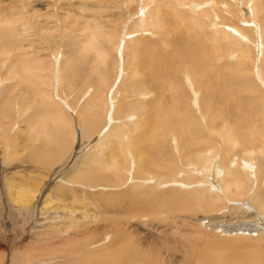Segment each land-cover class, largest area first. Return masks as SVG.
I'll return each instance as SVG.
<instances>
[{"label": "rangeland", "instance_id": "rangeland-1", "mask_svg": "<svg viewBox=\"0 0 264 264\" xmlns=\"http://www.w3.org/2000/svg\"><path fill=\"white\" fill-rule=\"evenodd\" d=\"M139 1L0 0V39L6 46L0 50V79L6 73L5 64L19 57L15 59L19 68H23L26 62L25 66L30 68V64L32 70L43 68L45 72L42 75L25 74L24 79L30 76V80H36L43 99L51 100V103L43 104L44 101L41 102L32 86L21 81L14 87L12 97L2 104L5 108H0V264H17L18 259H24V263L25 258H31L26 264H77L99 252V248L103 247L104 250L113 245L119 249L117 262L125 264L128 261L133 264H202L201 260H205L202 259L203 253L211 262L214 261L212 264H218V261L219 264H264L263 222L255 227V231H251L253 227L249 226V223L264 219V53L259 49L264 46V0L255 2L263 4H256L255 19L247 9L251 0H216L218 9L214 11L218 14V20L225 26L239 28L247 38L245 43L229 36L228 32L215 30L210 18L213 10L206 18L202 13L177 6L176 1L172 0L174 14L166 8L162 17L164 22L158 24L156 29L146 27L143 34L147 37L140 38L139 44L135 43V46L143 48L142 52L135 48L130 53V47L134 46L130 40L126 51L122 49L117 54L113 51V42L129 28L128 34L134 35L137 29L135 23L145 14L138 8ZM192 1L196 3L201 0ZM203 1L196 5L209 4ZM221 1L230 5L228 10ZM176 7L179 11L177 14ZM184 12L186 16L180 15ZM150 16L148 20L154 23L153 13ZM171 17H174L171 23L166 21ZM4 19L11 23L7 21L3 24ZM20 24L28 25V29L22 31ZM11 27L12 36L9 34ZM5 28L6 36L3 34ZM90 34L94 37V46L84 47ZM168 51L171 52V72L178 87L171 93L167 90L147 91L149 98L145 101L142 99V104L155 102L159 93L165 91L163 110L155 108V104L154 108L146 111L154 112L155 119L134 108L139 104L140 94L144 93L140 85L147 80L152 56L159 58L162 54L165 58ZM208 55L210 57L206 62ZM191 58L199 59L202 69L205 66L210 68L205 78L202 69L196 67ZM16 60L21 61L22 65ZM126 62L128 65H124ZM120 65L126 67V77L118 90L117 97H120L116 98L111 108L112 102L106 100L110 91L115 92L118 87L116 78ZM166 72L162 71V74ZM229 74L233 77H229ZM60 76L63 82L60 92L65 94L70 109L76 111L75 115L56 103L57 99L54 100L55 79ZM164 80L168 85L165 77ZM89 87L93 95L86 103H91L92 108L87 105L86 111H94L93 116L82 112L79 105ZM229 92H233L230 95L234 105L226 110ZM213 96H218L219 100ZM213 101H219L214 109L204 107L205 103L212 106ZM51 104L54 106H51L52 111L49 107ZM17 105L20 106L19 111ZM56 106L58 111H54ZM218 106L222 114L218 113ZM28 107H31L30 112L26 110ZM105 107L112 109L114 121L119 119V126L123 127L122 135L111 139L108 144L105 141L94 147L97 143L90 141H96L108 122V115L103 112ZM115 107H118L116 118ZM213 110L219 114V118L212 122ZM17 114L23 115V118L18 117L19 121ZM138 115V128L131 123L124 124L125 119H136ZM170 118L175 120L170 124L174 125L172 130L177 134L189 123L190 127L186 128H189L190 137L184 138L181 133L179 137L172 138L165 134H161L164 138L155 135L160 134L159 125L163 119L162 127ZM91 122L93 127L90 131L86 124ZM86 130L88 132L85 133ZM149 134L152 135L150 138ZM125 138L127 140L124 141ZM189 139L193 143H189ZM138 141L152 147L162 145L160 154L156 156L161 161L159 165L162 166L163 161L169 159L173 173L163 174L161 181L154 179L153 182H144L143 186L133 185L135 178L151 180L143 174L145 168L136 172L137 164L143 165L146 159L138 154ZM173 141L180 143V148L192 145L190 152L195 160L198 158L194 151L200 148L203 152V148L211 143L214 152L208 173L212 175H207L197 166L188 176L184 173L185 176L173 177L179 168V156L174 152ZM78 144H81L80 148ZM52 149L62 153L56 151V154ZM246 149L251 154H247ZM33 153L34 159L31 156ZM180 156L186 162V155L181 153ZM202 161L199 158L197 163L202 164ZM228 162L235 164L232 171L226 175L217 174L216 164L223 163L226 168ZM244 165L251 167L254 173H243L241 169ZM213 167L216 169L212 170ZM161 170H169V167L155 169L153 175L159 176ZM234 179L239 181L238 185H232ZM226 182L231 183L229 191L222 189ZM155 184L159 187L152 188ZM209 190L213 191L208 193ZM25 193L28 195L26 200L23 199ZM210 196L216 200L213 208L209 205ZM240 219L249 222L246 224L248 227L239 226ZM42 229L52 232L48 231L45 235L32 232ZM91 243L94 244L92 248L89 247ZM73 248V255H65Z\"/></svg>", "mask_w": 264, "mask_h": 264}, {"label": "bare ground", "instance_id": "bare-ground-1", "mask_svg": "<svg viewBox=\"0 0 264 264\" xmlns=\"http://www.w3.org/2000/svg\"><path fill=\"white\" fill-rule=\"evenodd\" d=\"M176 1V5L177 6H179V7H183V8H186L187 10H189V11H191V12H194V13H202L203 15H205L206 16V18H209V11H211V10H213V15H211L210 16V18H212L213 20H211V21H213V25L212 26H214V27H216V29L215 30H222L223 32H228L229 33V36H231V37H233L234 39H236V40H239V41H243L244 43L247 41L246 39L247 38H245L244 37V34H242V32H241V30L239 29V28H236V27H232V26H225L226 24H223L221 21H219L218 20V14L214 11L215 9H218V3H217V1L216 0H204L203 1V3L205 2V1H207V2H209V4H206V6L205 5H201V6H199V5H196V3H200L201 1H199V2H193L192 0H175ZM198 1V0H197ZM250 1V0H249ZM156 2L158 3V5L156 4ZM207 2H205V3H207ZM222 3H224L223 1H221ZM238 2H239V0H238ZM255 2H256V0H251V2H249V4H248V8L247 9H249L250 10V14H251V16H252V18H256V4L258 3H256L255 4ZM203 3H201V4H203ZM130 4V3H129ZM246 4V3H245ZM258 4H261V5H263L262 3H258ZM238 5H240L239 3H238ZM140 6V7H139ZM229 4H227V3H224V8H229ZM264 6V5H263ZM178 7V8H179ZM240 7V6H239ZM138 8L140 9L141 8V10H143V12L145 13L144 14V16H142V17H140L139 16V14H138V16L140 17L139 19H138V21L135 23V26L137 27V29H136V27H135V29H136V32H133L134 33V35H130V34H128V32H129V30H130V28L128 29V31L126 32V33H124L123 31V35L121 34V36H119L118 38H117V40L115 41V42H113L114 43V46H113V51L115 52V53H119L122 49H123V51L126 49V45H127V42L128 41H130L132 44H134V46H131L130 48V53L131 52H134V50H135V48H137V50L139 51V52H142V50H143V48L142 47H138V46H135V43H138L139 42V39L140 38H142V37H147V36H145L144 34V32H145V28L146 27H148V26H152V28H154V29H156L155 27L158 25V24H160V23H162V22H164L163 20H162V17H163V13H164V10L167 8V9H169V11H170V13H173L174 14V6L172 5V0H140L139 1V3H138ZM194 8H199V9H194ZM237 8V7H236ZM235 8V9H236ZM176 9H177V7H176ZM181 10V9H180ZM196 10H198V11H196ZM228 10V9H227ZM243 10V9H242ZM245 10V9H244ZM263 11H264V9H263ZM139 12H140V10H139ZM138 12V13H139ZM166 12H167V10H166ZM181 12H182V10H181ZM142 13V12H141ZM150 13H153V15H154V23L151 21V23H150V21L148 20V18H150L151 16H150ZM177 13H179V11H178V9H177V11H176V14ZM188 13V12H187ZM219 13V12H218ZM227 13V12H226ZM186 13L184 12L183 14H180V15H185ZM192 14V13H191ZM201 14V15H202ZM249 14V13H248ZM141 15V14H140ZM187 15V14H186ZM185 15V16H186ZM200 15V14H199ZM199 15H197V16H199ZM189 16V15H188ZM244 16V15H243ZM202 17V16H201ZM242 17V16H241ZM174 17H171L170 19H168V20H166V21H168V22H172V19H173ZM184 18V17H183ZM185 18H187V17H185ZM214 18H216V19H214ZM238 18V17H237ZM236 18V19H237ZM246 18V17H245ZM9 19V18H8ZM188 19V18H187ZM194 19V18H193ZM231 19V18H230ZM253 19V20H254ZM174 20V19H173ZM186 19H184V21H185ZM197 20V19H196ZM195 20V21H196ZM250 20V19H249ZM7 21H9V20H7ZM6 19H4L3 20V22H2V20H1V22L3 23V24H6ZM129 21H132V20H129ZM194 21V20H193ZM194 21V22H195ZM244 21V20H243ZM188 22V21H187ZM225 22V21H224ZM11 23V21H9L8 22V24H10ZM130 23V22H129ZM186 23V22H185ZM197 23V22H196ZM243 23H245V22H243ZM247 23V22H246ZM245 23V24H246ZM15 24V23H14ZM125 24V23H124ZM175 24V23H174ZM198 24V23H197ZM250 24V23H249ZM251 25V24H250ZM20 26H21V28L20 29H22V31H25L26 29H28V25H26V24H20ZM247 26V25H246ZM264 27V26H263ZM149 28V27H148ZM13 28L11 27V29H10V31H9V34L12 36L13 35V30H12ZM123 29H126V28H123ZM257 29V28H256ZM259 29V28H258ZM93 31V30H92ZM137 31H138V34H137ZM155 31V30H154ZM263 31V30H262ZM219 32V31H218ZM255 32H256V30H255ZM92 33V32H91ZM144 33V34H143ZM153 33V32H152ZM3 34H4V36H6V28L3 30ZM254 34H257V33H254ZM259 34V33H258ZM153 35H155V34H153ZM219 35H220V33H219ZM151 36H152V34H151ZM220 36H222V35H220ZM260 36V35H259ZM14 37V36H13ZM256 38V37H255ZM3 40L2 39H0V43L2 42ZM8 42L10 41V40H7ZM114 41V40H113ZM94 42H95V40H94V37H93V35L92 34H90L89 36H87V38H86V41H85V43L83 44L84 45V47H93L94 46ZM233 42V41H232ZM9 43H11V41L9 42ZM82 43V42H81ZM131 43H129V44H131ZM228 43V42H227ZM248 43V42H247ZM259 43V42H258ZM139 44V43H138ZM261 44V43H260ZM137 45V44H136ZM259 45V44H258ZM262 45V44H261ZM260 45V46H261ZM3 46H5V45H3V43H1L0 44V50H2L3 49ZM6 47V46H5ZM4 47V48H5ZM83 48V47H82ZM10 49V48H9ZM8 49V50H9ZM84 49V48H83ZM259 49H261L262 50V54L264 53V46L262 45V47H260ZM259 49H257V50H259ZM4 50V49H3ZM7 50V51H8ZM161 50V49H160ZM159 50V51H160ZM76 51H78V50H76ZM101 51V50H100ZM126 51V50H125ZM137 51V52H138ZM98 52V51H97ZM96 52V53H97ZM7 53V52H6ZM168 53V56L167 57H165L164 58V55H162L161 54V56L162 57H156V56H152V64H151V68H150V71H149V73H148V75H147V80H146V82H144L142 85H140V89L142 90L141 92H144V93H141L140 94V99H139V104L137 103V106L134 108L135 110H137L138 112H140L141 114H145L146 113V111H148L149 109H151V108H154V105L156 104L157 105V107H155V108H158L159 110L161 109V110H163V96H164V93H165V91L167 90V91H169L170 93L174 90V88H177L178 87V83H177V80H176V78L174 77V75H173V73L171 72V67H170V51H168L167 52ZM166 53V54H167ZM4 54H5V52H4ZM95 54V53H94ZM124 54V53H123ZM127 54V53H126ZM165 54V55H166ZM243 54V53H242ZM258 54H259V51H258ZM261 54V53H260ZM97 55H99V54H97ZM104 55H106V54H104ZM238 55L241 57V55L238 53ZM62 56V55H61ZM142 56V55H141ZM159 56V55H158ZM239 56L237 57V60H238V58H239ZM95 57H97V56H95ZM99 57V56H98ZM102 57H103V55H102ZM210 57V55H208L206 58H207V61L206 62H208V58ZM263 57V56H262ZM16 58H19V57H16ZM16 58H14L13 60L14 61H12V63H11V61H9V63L8 64H5V66H4V69H5V71H6V73H7V75H6V73L5 74H3L4 76L3 77H1V79H0V108L3 110L4 108H5V105H2L4 102H6V101H8L9 100V98H11L12 97V95H13V90H14V87L15 86H17L21 81H22V83H25V84H29V85H31L32 87H31V89H33V91H34V93L38 96V98H40V100H41V102L42 101H44V103L43 104H46V103H48V102H50L51 103V100L50 99H47L46 97L43 99V96H41V92H39V87L36 85V80H35V82H33L32 80H30V76H28L27 78H25L24 79V75L25 74H33V73H36V75H42L45 71L43 70V68H38L37 67V69L35 68V70H32L33 68H31V65L29 64V66H30V68H28V66H25V65H27V62H26V60L24 59V61L26 62V64H24V67L22 68H19L20 67V65H19V67H18V65L15 63V59ZM52 58V57H51ZM119 58H120V56H119ZM118 58V59H119ZM128 58H129V56H128ZM164 58V59H163ZM254 58V57H253ZM22 58H20V60H21ZM192 59V58H191ZM241 59H242V57H241ZM245 59V58H244ZM259 59H260V57H259ZM19 60V61H20ZM23 60V59H22ZM98 60V59H97ZM120 60H122L121 58H120ZM119 60V61H120ZM205 60V59H204ZM257 60V59H256ZM1 61V60H0ZM17 61V60H16ZM101 61V60H100ZM210 61V60H209ZM4 62V61H3ZM23 62V61H22ZM24 62V63H25ZM192 62L194 63V65L196 66V67H199L201 64L199 63V59H192ZM206 62H204L205 64H206ZM242 62V61H241ZM17 63H20L21 64V61L20 62H18L17 61ZM121 63H123V62H121ZM130 63V62H129ZM201 63H202V61H201ZM1 64H2V61H1ZM4 64V63H3ZM128 65L127 64V62L126 63H124V65ZM146 64V63H145ZM144 64V65H145ZM242 64V63H241ZM253 64V63H252ZM257 64V63H256ZM260 64V63H259ZM6 65H8V67L6 66ZM22 65V64H21ZM119 65V64H118ZM124 65L123 66H121L120 65V68H119V73H118V76H117V78H116V84H118V87H116L117 89H116V91L115 92H113V90H111L110 91V94L107 96V100L106 101H111L112 102V107L111 108H113L114 107V104H115V102H116V98H119L120 96H118L117 97V94H118V90L120 89L119 87L120 86H122L123 85V82H124V79H125V69H126V67H124ZM141 65V64H140ZM60 66V65H59ZM130 66V65H129ZM146 66V65H145ZM40 67V66H39ZM58 67V66H57ZM3 68V67H2ZM125 68V69H124ZM140 68H141V66H140ZM199 68H201V67H199ZM58 69V68H57ZM202 69V68H201ZM256 69V68H255ZM59 70V69H58ZM143 70H144V68H143ZM258 70V69H257ZM128 71V70H127ZM162 71H167L166 73H163L162 74ZM207 71H210V68L209 67H204L203 69H202V74L204 75L203 77L205 78L206 77V75H207ZM252 71V70H251ZM256 71V70H255ZM53 72V71H52ZM56 72V71H55ZM97 72V71H96ZM116 72V71H115ZM122 72V73H121ZM148 72V71H147ZM259 72V71H258ZM213 73V72H212ZM252 73V72H251ZM257 73V72H256ZM55 74V73H54ZM239 74V73H238ZM56 75V74H55ZM141 75V74H140ZM186 74H184V76H185ZM233 75V74H232ZM95 76H96V74H95ZM97 76H98V74H97ZM103 76V75H102ZM229 77H233V76H230V74L228 75ZM237 76V75H236ZM256 77H257V74L255 75ZM38 77V76H37ZM100 77V76H99ZM130 77H133V76H130ZM142 77V76H141ZM164 77L168 80V85H166L165 84V80H164ZM202 77V76H201ZM202 77V78H203ZM212 77V76H211ZM210 77V78H211ZM35 78H36V76H35ZM54 78H56V76L54 77ZM97 78V77H96ZM102 78V77H101ZM185 78V77H184ZM188 79V78H187ZM213 79V78H212ZM244 79V78H243ZM30 80V81H29ZM191 79H189V81H190ZM214 80V79H213ZM246 80V79H245ZM257 80V79H256ZM187 81V80H186ZM185 81V82H186ZM188 81V82H189ZM203 81V80H202ZM206 81V80H205ZM219 81V80H218ZM258 81V80H257ZM187 82V83H188ZM215 82H217V81H215ZM52 83V82H51ZM211 83V82H210ZM103 84V83H102ZM243 84V83H242ZM261 84H262V82H261ZM260 84V85H261ZM23 85V84H22ZM146 85V86H145ZM187 85V84H186ZM216 85H218V84H216ZM62 86H63V82H62V77L60 76V77H58V79H55V85H54V88H53V94L56 96V98H54V100L55 99H57V102L56 103H58L59 105H61V106H64L68 111H71L72 112V110L70 109V103H68V99L66 98V96H65V94L64 93H62V92H60L61 91V89H62ZM189 86V85H188ZM264 87V86H263ZM61 88V89H60ZM115 88V87H114ZM125 88V87H124ZM241 88V87H240ZM63 89H65L64 87H63ZM99 89V88H98ZM150 89H154V90H161V91H163V90H165L164 92H161V93H159V96H158V98L156 99V101L155 102H151V103H149V102H146L145 104H142V99L145 101L147 98H149L148 96H149V94L147 93V91H151ZM188 89V88H187ZM194 89V88H193ZM109 90V89H108ZM108 90L106 91V92H108ZM216 90V89H215ZM240 90H242V88L240 89ZM129 91H131L132 92V90H129ZM235 91V90H234ZM244 91V90H243ZM238 92V91H237ZM133 93H134V90H133ZM201 93V92H200ZM230 93H233V92H229L228 93V96H227V109L226 110H230V106L233 104L232 103V101H231V95H230ZM235 93H236V91H235ZM243 92H241V94H242ZM120 94V93H119ZM212 94H214V92H212ZM240 94V95H241ZM53 95V96H54ZM93 95V90L89 87V89H87L86 90V93H84L83 94V96L81 97V104H79L80 105V109H81V111L82 112H85L87 115H89V116H93L94 114H95V112L94 111H92V110H90V111H86V109H87V105L88 106H90V108H92V106H91V103H86V101L90 98V96H92ZM152 95V94H151ZM196 96H198V94H195ZM243 95V94H242ZM53 96H51L52 97V99H53ZM151 97V96H150ZM172 98H173V96H171ZM213 97H215V96H213ZM218 97V96H217ZM217 97H215L216 99H218ZM240 97V96H239ZM98 98V97H97ZM225 98V97H224ZM235 98V97H234ZM198 99V98H197ZM250 99V98H249ZM215 100V99H214ZM219 100V99H218ZM245 101H249V100H245ZM111 102H110V104H111ZM250 102V101H249ZM8 103V102H7ZM148 103V104H147ZM218 103H219V101L218 102H215V101H213L212 103H211V105L212 106H208L206 103L204 104V107L205 108H213L214 109V106L216 107L217 105H218ZM109 104V105H110ZM119 104H121V103H119ZM240 104V103H239ZM196 105V104H195ZM234 105V104H233ZM246 105V104H245ZM54 107L52 104L51 105H49V107ZM122 106V105H121ZM219 106H220V104H219ZM219 106H218V108H219ZM237 106V105H236ZM27 107V106H26ZM52 107H51V109H50V111H52ZM222 107H224V106H222ZM22 108V107H21ZM110 108V109H111ZM234 108V107H233ZM16 109H18V111H19V109H20V106L19 105H17V108ZM109 108H107V107H105V109L103 110V112H104V115H105V113L108 115V122H106L107 123V125H106V127L104 128L105 129V131L100 135V136H98V138L96 139V138H93V139H96V141H94V142H92V141H90L91 143H97V144H95V146L94 147H96L97 145H100V144H102L103 142H105V141H107V144H108V142H110V140L111 139H113V138H118V137H120L122 134H121V129H123V127L122 126H119V124H120V121H119V119H115V121H114V119H112L113 117H112V115H113V113H112V109L110 110ZM118 109V107L116 108L115 107V109L113 110L114 111V117L116 118V110ZM27 111H31V107H28V109H26ZM54 110V109H53ZM98 110H100V109H98ZM126 110V109H125ZM198 110H199V108H198ZM235 110V109H234ZM240 110H241V108H240ZM18 111H17V113H18ZM27 111H25V112H23L24 113V115L26 114V112ZM29 111V112H30ZM54 111H58V106H56L55 107V110ZM174 111V110H173ZM218 113H220V114H222L221 112H220V108L218 109ZM225 111V110H224ZM60 112V111H59ZM137 112V113H138ZM239 112H241V111H239ZM58 113V112H57ZM74 115H75V113H76V111L75 110H73V112H72ZM71 113V114H72ZM118 113V112H117ZM217 112H215L214 110H213V113H212V116H211V121L213 122V120L214 119H218L219 118V114H218ZM56 114V113H55ZM70 114V113H69ZM169 114V113H168ZM229 114V113H228ZM241 114H243V113H241ZM18 115V114H17ZM28 115V114H27ZM60 115H62L61 113H60ZM73 115V116H74ZM146 115L147 116H149V117H152V118H155V119H157L156 118V116L154 115V112H152V113H150V112H147L146 113ZM173 115V114H172ZM175 115V114H174ZM88 116V117H89ZM131 116V115H130ZM207 116V115H206ZM18 117H22L23 118V115H18L16 118H17V120L19 121V119H18ZM24 117H26V116H24ZM79 117V116H78ZM120 117V116H119ZM139 117H140V115H138L137 117H135L136 119H134V118H132V117H130V118H128V119H125L124 120V124L125 123H131V125H133L134 127H136V128H138V120H139ZM221 117V116H220ZM226 117H227V114H226ZM21 118V119H22ZM53 118V117H52ZM222 118V117H221ZM220 118V119H221ZM57 119V118H56ZM65 119V118H64ZM165 119V118H164ZM164 119H163V121H164ZM183 119V118H182ZM181 119V120H182ZM16 120V121H17ZM89 120V119H88ZM106 120V121H107ZM121 120V119H120ZM163 121H162V123H163ZM173 121H175L174 120V118H170V120H169V122H167L166 124H165V126H163L162 127V123H161V125H159V127L161 126V132H160V134H155V135H159L160 137H163L164 138V136H162L163 134H165V135H167V136H170L171 138H172V136H180V133H181V135H182V137H184V138H187V137H190V135H189V128H186V127H190V125L188 126V124H186L185 125V128H181V130H179V134H177L176 132H173V130H172V127L174 126H172L171 124H170V122H173ZM114 122H116V124H115V126L114 127H112V124L114 123ZM122 122H123V119H122ZM202 122V121H201ZM65 123H66V121H65ZM226 123H228L227 121H226ZM243 123V122H242ZM249 123H251V122H249ZM81 124V123H80ZM244 124V123H243ZM79 125V124H78ZM87 125V129H89L90 131H91V128L93 127V123L91 122V123H89V124H86ZM227 125V124H226ZM55 126V125H54ZM228 126V125H227ZM79 128H80V126H78ZM226 127V126H225ZM79 128H77L78 130H79ZM131 128H132V126H131ZM74 130H76V129H74ZM78 130H77V132H78ZM25 132V131H24ZM86 132H88L87 130L85 131V133ZM130 133H131V131H129ZM211 133H213V132H211ZM222 131L220 132V136L222 135ZM30 134V133H29ZM77 134H79V133H77ZM132 134V133H131ZM133 134H135V133H133ZM162 134V135H161ZM75 136H77L76 135V133L74 134ZM83 135V134H82ZM81 135V136H82ZM89 134H87V136H88ZM80 136V135H79ZM128 136V135H127ZM149 137L148 138H150L152 135L151 134H149L148 135ZM226 136V135H225ZM27 137V136H26ZM228 137V136H227ZM230 137V136H229ZM78 138V137H77ZM104 138V139H103ZM230 139V138H229ZM77 140V139H76ZM125 140H127V138H125L124 139V141ZM129 140V139H128ZM234 140V139H233ZM124 141H123V143H124ZM223 141V140H222ZM77 142V141H76ZM83 142V141H82ZM134 142H135V140H134ZM152 142V141H151ZM174 142V141H173ZM106 143V142H105ZM129 143V142H128ZM189 143H193L192 142V140L191 139H189ZM228 143H230V142H228ZM89 144V143H88ZM232 144V143H231ZM234 144V143H233ZM236 144V143H235ZM239 144V143H238ZM237 144V145H238ZM76 145V144H75ZM74 145V146H75ZM81 145V144H80ZM79 144H78V146L77 147H79L80 146ZM84 145V144H83ZM123 145V144H122ZM121 145V146H122ZM196 145H198V144H196ZM55 146H57V145H55ZM90 146V145H89ZM131 146V145H130ZM233 146V145H232ZM53 147V146H52ZM52 147H50V148H52ZM192 147V145H188V146H186V148H180V143H177V144H175V142H174V152H176V154H178V158H179V161H178V169H177V172L174 174V176L173 177H175V176H181L182 174L184 175V173H187V176H188V174H191L192 172H193V168L194 167H197V166H199V167H201V169H203L202 171H204V172H209L210 171V169H209V171H208V166L210 165L211 166V163H209V161L211 160V158H212V153L214 152V149H213V146L211 145V143L209 144V145H206L204 148H203V152L201 151V149L199 148V149H197L196 151H194V155H195V157H197L198 159H196L195 160V158L194 157H192V154H191V152H190V148ZM240 147V146H239ZM57 148V147H56ZM80 148V147H79ZM83 148V147H82ZM133 148V147H132ZM131 148V149H132ZM162 148V145H157L156 147H152V146H150V145H147L146 143H143V142H140V141H138V144H137V150H138V154H139V156L143 159V158H146V159H144V162H143V165H138L137 164V166H136V172H137V170H141V168H145V172L143 173V174H145V176H147V177H150L151 178V180H142V179H140V178H135V179H133V185H141V186H143V183L144 182H153L154 181V179H156L157 181H161L162 180V178H163V174H165V175H167V174H172L173 173V169L171 168V165H170V163H169V159L168 160H164L163 161V159H162V161L164 162V164L162 165V166H160L159 164H161V161L158 159V157H156L157 155H159L160 154V149ZM233 148H234V146H233ZM55 149V148H54ZM54 149H52L53 151H54ZM59 149H62V148H59ZM78 149V148H77ZM243 149V148H242ZM179 150H181V152H179ZM245 150V149H244ZM56 151H58V152H60L59 150H56ZM56 151H54V152H56ZM79 151V150H78ZM120 151V150H119ZM42 152V151H41ZM44 152V151H43ZM50 152H52V151H50ZM64 152V151H63ZM121 152V151H120ZM178 152V153H177ZM241 152H243V151H241ZM247 154H251V152H249L247 149H246V151H245ZM62 152H60V154H61ZM119 153V152H118ZM181 153H183V154H185L186 156L184 157L185 159H186V162H183L182 161V159H181V156H180V154ZM244 153V152H243ZM44 154V153H43ZM55 154V153H54ZM56 154H57V152H56ZM59 154V153H58ZM121 154V153H120ZM216 153H214V155H215ZM30 155V154H29ZM33 155H34V153L31 155L32 157H33ZM36 155V154H35ZM40 155V154H39ZM75 155V154H74ZM128 155V154H127ZM242 155V154H241ZM38 156V155H37ZM36 156V157H37ZM44 156V155H43ZM57 156V155H56ZM72 156V155H71ZM76 156V155H75ZM124 156V155H123ZM246 156V155H245ZM40 156H38V158H39ZM51 157V156H50ZM69 157V156H68ZM233 157V156H232ZM242 157V156H241ZM37 158V159H38ZM41 158V157H40ZM49 158V157H48ZM199 158H202V164H199V163H197L198 162V160H199ZM230 158V157H229ZM33 159H34V157H33ZM36 159V160H37ZM125 159V158H124ZM131 159V158H130ZM221 159V158H220ZM241 159V158H240ZM82 160V159H81ZM81 160L79 161V162H81ZM127 160V159H126ZM196 161V162H191V161ZM30 161H32V159L30 160ZM38 161V160H37ZM48 161V160H47ZM51 161V160H50ZM72 161H74V160H72ZM214 161V160H213ZM221 161V160H220ZM240 161V160H239ZM35 162V161H34ZM115 162H117V160L115 161ZM124 162H125V160H124ZM136 162V161H135ZM200 162V161H199ZM234 163H236V165H238V163L237 162H235V161H233ZM233 162H228L227 163V166H226V168H225V164H223V163H219V164H216V168L215 167H213L212 168V170L213 169H216V173L217 174H221V173H223L224 175H226L227 173H229V172H231L232 171V169H233V167L232 166H235V164H231V163H233ZM245 162V161H244ZM33 163V162H32ZM69 164H70V162H68ZM120 163V162H119ZM118 163V164H119ZM243 163V162H242ZM124 164V163H123ZM133 164V163H132ZM249 164H251L250 162H249ZM40 165V164H39ZM62 165V164H61ZM66 165V164H65ZM131 165V164H130ZM134 165V164H133ZM230 165H231V167H230ZM255 165V164H254ZM257 165V164H256ZM59 166H60V164H59ZM64 166V165H63ZM117 166V165H116ZM118 166H120V165H118ZM117 166V167H118ZM258 166V165H257ZM61 167V166H60ZM67 167V166H66ZM122 167V166H121ZM166 167H169V170H161L160 172H161V174L158 176H154L153 175V170H155V169H158V168H160V169H164V168H166ZM237 168H238V166H236ZM254 167V166H253ZM124 168V167H123ZM129 168V167H128ZM134 168V167H133ZM210 168V167H209ZM126 169V168H125ZM239 169H241V168H239ZM122 170V169H121ZM191 170H192V172H191ZM195 170V169H194ZM211 170V171H212ZM124 171V170H123ZM144 171V170H143ZM218 171H220V173L218 172ZM241 171L243 172H246V173H250V174H252V173H254L253 172V170H252V168L251 167H249L248 165H244L243 167H242V169H241ZM122 172V171H121ZM125 172V171H124ZM129 172H131V171H129ZM194 172H196L197 173V171H194ZM240 172V171H239ZM238 172V173H239ZM243 172V173H244ZM60 173V172H59ZM122 174H124V173H122ZM130 174V173H129ZM133 174V173H132ZM240 174H242V173H240ZM239 174V175H240ZM256 174L258 175V172L256 171ZM108 175V174H107ZM207 175H212V173H208ZM222 175V174H221ZM220 175V176H221ZM238 175V176H239ZM106 176V175H105ZM131 176V175H130ZM185 176V175H184ZM196 176V175H195ZM243 176V175H242ZM251 176V175H250ZM121 177H123V176H121ZM120 177V178H121ZM133 177H135L134 175H133ZM190 177V176H189ZM245 177V176H244ZM91 178V177H90ZM89 178V179H90ZM99 177H97V179H98ZM115 178H117V177H115ZM128 178V177H127ZM130 178V177H129ZM177 178V177H176ZM220 178V177H219ZM218 178V179H219ZM239 178H240V176H239ZM88 179V178H87ZM92 179V178H91ZM117 179H119V178H117ZM153 179V180H152ZM190 179V178H189ZM254 179V178H253ZM262 179H264V178H262ZM94 181H96L95 180V178L93 179ZM102 180V179H101ZM114 180V179H113ZM131 180V179H130ZM177 180V179H176ZM185 180V179H184ZM243 180V179H242ZM245 180H246V178H245ZM116 181V180H115ZM117 181H121V179H119V180H117ZM217 181V180H216ZM237 181V182H236ZM98 182V181H97ZM168 182V181H167ZM190 182V181H189ZM238 180L237 179H234V181L232 182V185H238ZM241 182V181H240ZM246 183H247V180H246ZM255 183V182H254ZM191 184V183H190ZM172 185V184H171ZM212 185V184H211ZM230 185H231V183L230 182H226L225 183V185L223 186V190H225V191H229L230 190ZM159 186H158V184H155L152 188H158ZM200 187V186H199ZM195 188V187H194ZM200 188H202V187H200ZM207 187H205V190H207L206 189ZM215 188V187H214ZM211 189V188H210ZM218 189V188H217ZM220 189V188H219ZM201 190V189H200ZM252 190V189H251ZM213 191V190H212ZM212 191H208V193L209 192H212ZM215 191V190H214ZM13 192V191H12ZM195 192V191H194ZM220 192V191H219ZM218 192V193H219ZM222 192V191H221ZM155 194H157V192H154ZM183 193V192H182ZM195 194V193H194ZM200 194H202V193H200ZM224 195V194H223ZM232 196H234V195H232ZM236 196V195H235ZM203 197H204V195H203ZM249 197V196H248ZM28 198V195L25 193L24 195H23V199L24 200H26ZM203 199V198H202ZM201 201H203V200H201ZM19 202V201H18ZM181 202H182V199H181ZM215 202H216V200L214 199V197H211L210 196V200H209V205H210V208H213L214 207V204H215ZM191 204H193V203H191ZM195 204H197V203H195ZM247 204V203H246ZM11 205V204H10ZM201 205V204H200ZM190 206V205H189ZM189 206H187L188 208H189ZM202 206V205H201ZM256 209V208H255ZM195 210V209H194ZM255 212H256V210H255ZM255 214V213H254ZM259 214V213H258ZM262 215V214H261ZM261 215H260V217H261ZM18 216V215H17ZM22 218V217H21ZM244 219H240V221H239V223L241 224V225H239V226H242V227H248V226H246V224H248V223H246L245 221H243ZM259 222V223H258ZM258 222L257 223H249V226H250V228H252L253 227V229H251V231H255L256 230V228H257V225L258 224H260L261 222H263V223H261L263 226H264V219H261V220H258ZM52 223V222H51ZM55 224V223H54ZM54 224H53V226H54ZM58 224V223H57ZM67 224V223H66ZM36 226V225H35ZM58 226V225H57ZM101 226V225H100ZM103 226H105V225H103ZM37 227H38V225H37ZM107 227H110V226H107ZM256 227V228H255ZM47 228H49V227H47ZM63 228V227H62ZM95 228V227H94ZM103 229H104V227H103ZM260 229V228H259ZM258 229V230H259ZM44 229H42V231H35V230H33L32 232L33 233H35V234H39V235H45L48 231H50V232H52L51 230H44ZM54 230V229H53ZM104 230H107V229H104ZM103 230V231H104ZM63 231V230H62ZM109 231V230H108ZM104 232H106V231H104ZM262 232V231H261ZM55 233V232H54ZM49 234V233H48ZM241 233H239V235H240ZM227 235V234H226ZM34 236V235H33ZM48 236V235H47ZM259 236H260V234H259ZM262 236V235H261ZM255 237H256V235H255ZM34 238H36V237H34ZM34 238H32V239H34ZM42 239H44L43 238V236L41 237ZM75 238V237H74ZM39 239H40V237H39ZM47 239V238H46ZM77 240V239H76ZM80 240V239H79ZM40 241H41V239H40ZM48 241V240H47ZM78 241V240H77ZM94 242V241H93ZM47 243V242H46ZM49 244V243H48ZM39 245H41L40 244V242H39ZM38 245V247H39V249H40V246ZM68 245V244H67ZM44 245H42V247H43ZM37 247V248H38ZM90 248H92V247H94V244H90V246H89ZM98 247H99V245H98ZM31 248V247H30ZM75 248V247H74ZM74 248H73V250H71V251H68V252H66L65 253V255H69V256H71V255H73L74 254V252H75V250H74ZM89 248V249H90ZM103 248V247H102ZM102 248H99V252H96V253H93V255L92 256H89V258H87V259H82V260H80L77 264H91V263H94V264H125L124 262H121V263H118L117 262V257H118V253H119V249L115 246V245H113V246H111L110 248H106V249H102ZM36 249V248H35ZM103 250V251H102ZM43 251V250H42ZM74 251V252H73ZM40 252V251H39ZM35 254V253H34ZM84 254V253H83ZM34 258V257H33ZM36 258V257H35ZM70 258V257H69ZM207 258V259H206ZM248 258H250V257H248ZM26 259V261L23 263V260L24 259H22L21 261L18 259V263L17 264H26V263H29V261L31 260V258H25ZM202 259H205V260H201V262H202V264H212V262H214V261H212L211 262V260L209 259V257L207 256V255H205L204 253H203V258ZM209 259V261L208 262H206V260H208ZM239 259V258H238ZM66 260V259H65ZM65 260H64V262H65ZM69 260V259H68ZM220 260V259H219ZM255 260V259H254ZM37 261V260H36ZM205 261V262H204ZM237 261V260H236ZM240 261V260H239ZM58 262V261H57ZM63 262V263H64ZM231 262V261H230ZM220 262L218 261V264H219ZM37 264H39V263H37ZM58 264V263H57ZM126 264H133V262L132 263H130L129 261L126 263ZM155 264H157V263H155ZM232 264V263H231Z\"/></svg>", "mask_w": 264, "mask_h": 264}]
</instances>
